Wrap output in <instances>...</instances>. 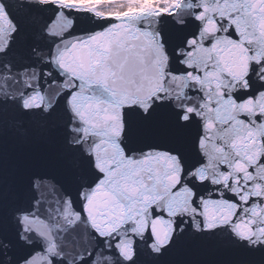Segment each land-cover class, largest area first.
Instances as JSON below:
<instances>
[{
  "label": "snow or ice",
  "instance_id": "obj_1",
  "mask_svg": "<svg viewBox=\"0 0 264 264\" xmlns=\"http://www.w3.org/2000/svg\"><path fill=\"white\" fill-rule=\"evenodd\" d=\"M0 264H264V0H0Z\"/></svg>",
  "mask_w": 264,
  "mask_h": 264
},
{
  "label": "bare ground",
  "instance_id": "obj_2",
  "mask_svg": "<svg viewBox=\"0 0 264 264\" xmlns=\"http://www.w3.org/2000/svg\"><path fill=\"white\" fill-rule=\"evenodd\" d=\"M82 2L87 3V2H89V0H82ZM91 2L92 3H99V2H101V0H91Z\"/></svg>",
  "mask_w": 264,
  "mask_h": 264
},
{
  "label": "rangeland",
  "instance_id": "obj_3",
  "mask_svg": "<svg viewBox=\"0 0 264 264\" xmlns=\"http://www.w3.org/2000/svg\"><path fill=\"white\" fill-rule=\"evenodd\" d=\"M100 3V2H99Z\"/></svg>",
  "mask_w": 264,
  "mask_h": 264
}]
</instances>
